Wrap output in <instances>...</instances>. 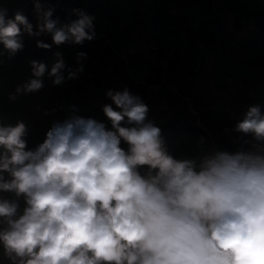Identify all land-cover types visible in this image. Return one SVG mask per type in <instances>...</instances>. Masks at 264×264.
Segmentation results:
<instances>
[{
  "label": "clouds",
  "instance_id": "obj_1",
  "mask_svg": "<svg viewBox=\"0 0 264 264\" xmlns=\"http://www.w3.org/2000/svg\"><path fill=\"white\" fill-rule=\"evenodd\" d=\"M34 11L35 30L21 10L9 18L0 5V65L23 51L24 34H50L56 46L95 39V17L82 9L66 22L47 0H34ZM55 56L50 70L30 61L31 77L8 99L40 92L45 74L55 87L83 71L65 77L62 53ZM106 97L110 128L69 105L32 147L28 124L0 115V248L9 264H264V154L177 157L139 96L125 88ZM234 131L264 144L261 105Z\"/></svg>",
  "mask_w": 264,
  "mask_h": 264
},
{
  "label": "crops",
  "instance_id": "obj_2",
  "mask_svg": "<svg viewBox=\"0 0 264 264\" xmlns=\"http://www.w3.org/2000/svg\"><path fill=\"white\" fill-rule=\"evenodd\" d=\"M159 1L47 0L56 5L53 18L61 22L77 18L71 15L73 8L94 16L95 39L56 46L50 34L24 37L40 52L48 50L38 48L37 40L64 51L73 71L82 64L76 81L85 94L105 104L111 103L108 90L127 88L139 96L166 147L190 132L215 151L264 154V144L234 131L248 107L259 104L264 111V41L254 23L222 4L214 9L194 1ZM0 5L8 9L9 18L21 10L35 30L34 0H0ZM80 52L86 58L78 63ZM241 87L253 98H239ZM231 90L237 98H230ZM0 264H9L2 248Z\"/></svg>",
  "mask_w": 264,
  "mask_h": 264
},
{
  "label": "rangeland",
  "instance_id": "obj_3",
  "mask_svg": "<svg viewBox=\"0 0 264 264\" xmlns=\"http://www.w3.org/2000/svg\"><path fill=\"white\" fill-rule=\"evenodd\" d=\"M160 0L159 2H162ZM174 5V3L189 4V1H194L198 5L206 8L207 5L214 9L218 5H223L230 0H164ZM251 1L243 0L246 8L251 7ZM258 4L264 3V0H254ZM201 29V28H200ZM24 49L19 52L11 61L4 58V63L0 65V115L6 118L7 122L15 123L16 120L25 121L30 128L29 146L32 147L36 143L42 142L46 130L50 127L53 119H63L67 113L62 109H66L69 105H75L79 109V114L85 117H92L98 121L104 122L109 128L110 122L102 112V106L105 104L93 94H85L80 91V87L76 79L66 80L60 86H52L51 80L45 74V87L40 92L19 97L16 101H10L8 95L14 92L15 86L31 77L30 61L36 60L45 63L48 69L56 62V52L62 53L66 68L64 75L67 77L68 69L72 70L70 59L67 54L61 49H50L45 52H40L33 48L25 39ZM0 45V49H2ZM206 49V45L202 46ZM235 88V87H234ZM239 98L245 100L250 97L248 90L241 87L239 90ZM230 98H237L235 90L229 92ZM56 108L55 114L45 116L43 111L45 109ZM127 148V145L122 144ZM210 147V146H209ZM206 147L198 142L195 136L190 132H185L180 137H177L175 142L168 146V150L179 157L181 155L196 156L202 153L215 151L212 147Z\"/></svg>",
  "mask_w": 264,
  "mask_h": 264
},
{
  "label": "trees",
  "instance_id": "obj_4",
  "mask_svg": "<svg viewBox=\"0 0 264 264\" xmlns=\"http://www.w3.org/2000/svg\"><path fill=\"white\" fill-rule=\"evenodd\" d=\"M251 2V7L246 8L243 0H230L223 4V8L250 19L254 23L260 38L264 41V3L258 4L254 0Z\"/></svg>",
  "mask_w": 264,
  "mask_h": 264
}]
</instances>
